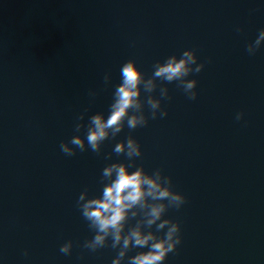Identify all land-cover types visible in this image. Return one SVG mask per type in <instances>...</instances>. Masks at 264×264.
Masks as SVG:
<instances>
[{"label": "water", "instance_id": "obj_1", "mask_svg": "<svg viewBox=\"0 0 264 264\" xmlns=\"http://www.w3.org/2000/svg\"><path fill=\"white\" fill-rule=\"evenodd\" d=\"M262 28L264 0H0L3 264H111L110 246L81 247L94 233L76 200L85 188L98 192L108 163L125 160L112 149L129 134L142 147L137 164L162 169L187 197L166 213L183 242L164 264H264V48L245 51ZM186 49L205 63L189 77L196 100L158 80L153 95L166 86L171 96L167 117L151 119L146 105L148 125L125 127L101 155L60 151L78 134L79 114L85 126L107 116L123 63L136 60L150 78L157 61ZM68 240L66 256L59 248Z\"/></svg>", "mask_w": 264, "mask_h": 264}, {"label": "clouds", "instance_id": "obj_2", "mask_svg": "<svg viewBox=\"0 0 264 264\" xmlns=\"http://www.w3.org/2000/svg\"><path fill=\"white\" fill-rule=\"evenodd\" d=\"M241 31L240 27L235 29ZM264 48V28L258 31L256 38L246 45L249 56ZM205 68L194 49H186L180 54L168 56L163 62L153 65L150 78L137 64L129 59L120 67V82L115 85L113 100L108 114L96 113L89 117L85 126L82 121L86 113L76 117L73 135L67 142H61L60 151L68 157L76 155L77 150H91L97 155L102 153V145L107 140H115L127 127L129 132L146 127L149 116L145 106L150 110L151 119H163L168 111L163 101L171 100L169 89L159 87V97L153 93L157 90L156 81L172 83L184 92L189 100L198 96V80L189 78L199 74ZM104 84H111V73L106 72ZM89 95L95 97L96 92ZM243 112L235 114V120L244 119ZM86 128L83 135L81 129ZM112 152L123 155L124 161L108 163L101 172L98 192L90 194L85 188L76 200L81 216L94 233L91 239L83 242L81 247L90 252L111 247L116 255L111 264H164L170 253L177 251L183 242L182 229L178 221L166 218L169 209H181L187 203V197L173 189L172 178L163 170L156 168L147 172L137 158L143 156L141 144L131 134L115 143ZM111 153L105 154V160H111ZM154 229V230H153ZM73 242L68 240L59 248L60 253L72 254ZM137 250L129 256V252ZM28 255V250L24 251ZM0 264L3 259L0 258Z\"/></svg>", "mask_w": 264, "mask_h": 264}]
</instances>
